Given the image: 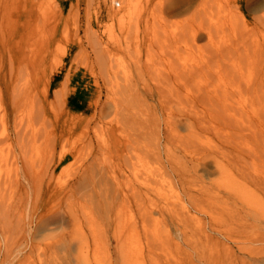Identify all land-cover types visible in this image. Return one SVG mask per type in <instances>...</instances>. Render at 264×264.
Listing matches in <instances>:
<instances>
[{"label": "rangeland", "instance_id": "374dc122", "mask_svg": "<svg viewBox=\"0 0 264 264\" xmlns=\"http://www.w3.org/2000/svg\"><path fill=\"white\" fill-rule=\"evenodd\" d=\"M130 1L0 0V264H264V109H162L149 93L198 66L216 85L241 69L243 86L264 5L163 21L161 0ZM148 6L161 43L195 23L212 34L148 65Z\"/></svg>", "mask_w": 264, "mask_h": 264}, {"label": "bare ground", "instance_id": "6f19581e", "mask_svg": "<svg viewBox=\"0 0 264 264\" xmlns=\"http://www.w3.org/2000/svg\"><path fill=\"white\" fill-rule=\"evenodd\" d=\"M134 1H132V3L130 1V3H131L130 6L133 5ZM209 1L210 0H161L160 4H158V12L160 13L159 17H161V19L164 21L165 17L178 15V14H181V12H184V11L190 10V9L194 10L193 12H194L195 16L200 15V14H202V12H205L208 8L211 7L210 5L208 7ZM128 3H129V1H128ZM262 5H264V0H242L240 9L248 10V11L253 13L254 11H257L258 9H260ZM133 6H131V7H133ZM155 8H156V6H155ZM155 8H154V10H152V9L150 10L149 6H148L146 11L144 9V11L142 13H140V19L138 22L141 24L145 21L147 26L149 27L150 32L152 29L150 28L151 24H150L149 16L152 15L154 17L155 10H157ZM129 10H131V9H129ZM159 13H158V15H159ZM156 14H157V12H156ZM156 20H157V18L155 19V21ZM258 20H260V19H258ZM56 21H57V23L55 24L54 32L58 31V29L61 25L60 17L58 19H56ZM258 25H259V23H258ZM155 26L156 25L154 24L153 28H155ZM156 29H157V27L154 29L155 31H153V33L151 32L152 35L149 34V36L143 38V39H148L147 41L145 40V42L148 43V45H146L147 46V59H148L147 64L148 65H150L152 60H153L154 53L156 52L155 48L159 49V51L156 52L158 54L159 58H161V59L162 58H165V59L169 58L170 59V58H172L178 54V45L180 43L185 44L186 46H188V48H189V46L190 47H197L198 43L203 42L207 38H210L209 36L212 34L211 31L209 33L208 29L205 27V25L203 23H199V24L195 23V24H193L192 27H190L186 31V33L183 31H182L183 33L181 32V34H179L177 32H174V33L171 32V34L166 36L167 37L166 41H165V39L162 38L165 42L161 43L158 40L159 38L161 39V35H158V34H160L158 32L156 35ZM164 31H166V29H164ZM184 31H185V29H184ZM167 32L168 31H166L165 33H167ZM164 36H165V34H164ZM251 36H252V38L248 39L247 41L244 40V45L239 44L240 46H243V52L242 53L247 55V56H250V58H251L250 66L247 64L246 65L251 68V71L253 74V76L251 75V79H249V80L244 79L245 83L243 86L240 85L236 80V77L239 78L238 74L240 73V70H241V69H236V68L230 69L231 74L230 75L228 74V76H231V78L230 77L227 78V73H226L225 78H227L226 80H228V82L224 81L223 83H220L219 85H216L214 82L209 81L210 79L208 80V78H207V80L205 79L206 81H204V79L202 82L199 81L200 79H198L194 76L195 75L194 71L198 70L197 68H199V66L195 70L191 69L192 70L191 72L189 71L186 73H180L179 71H181V70H179V69H178V72H175L173 74H170V73L166 74V72H165V76L160 77L158 75L159 78H158L157 74L154 75L155 74V71H154L151 74H152V76L154 75L157 77V79L155 77H154V79L156 80V82L158 80V82H157V85L155 87L149 88V93H150L151 99L153 101L155 100L157 102V105L162 109H164V108H170L171 109V107L173 108V106L175 107V105H184V103H182V100L185 99L187 104L192 106V109L200 107V108H203V109L208 110V111H214V112L217 111L218 115H220V116H225V115L228 116L231 112V108L233 107V105L235 107V103H238V101L240 99H242V102H243V100H246V101L250 102L252 104V106H258V107H261L262 109H264V33H262V35H261L262 42L260 41V39H257L256 37H254V35H251ZM249 40H250V42H249ZM160 44H163V45L161 46ZM239 45H238V49L233 50V52L235 51L236 53H239V49H240ZM155 46H157V47H155ZM227 53L230 54L231 52H227ZM213 54H216V56H219V57H223V54H225V53L217 51V53H213ZM240 55H239V57H240ZM155 56H157V55L155 54ZM246 60H247V58H246ZM159 62L164 65V63H162L161 61H159ZM171 62H172V60H171ZM165 63H166V61H165ZM168 63H170V61ZM161 64L159 65V63H158L156 67H158V65L160 67ZM172 64L173 63H171V65ZM171 65L169 66V69L171 68ZM233 65L235 67V64H233ZM142 66H144V65H142ZM153 66H155V65L153 64ZM229 66H230V64H229ZM148 67H151V66H148ZM152 67H151V69H152ZM159 67L157 69H160ZM149 69H148V71H149ZM154 69H156V68H154ZM172 69L174 70V66H173V68H171V73L173 72ZM162 70L164 71V67L162 68ZM162 70H161L160 75L163 74ZM186 70L188 71L189 69H186ZM186 70H183V71L185 72ZM227 71H228V69L226 70V72ZM156 72L159 73L160 71L158 72L156 70ZM143 73H144V71H143ZM198 74H199V78H200L201 74L200 73H198ZM229 78H230V80H229ZM155 80H154V82H155ZM241 83H242V81H241ZM131 96H133V94ZM49 219H48V222L52 223V222H56L58 220H61V217L55 216L54 218H49ZM59 224H61V223L59 222ZM51 226H52V224H51ZM228 258L231 259L232 257H228ZM251 260L258 261L259 259L254 258ZM242 261L244 263H246V259L242 260Z\"/></svg>", "mask_w": 264, "mask_h": 264}]
</instances>
